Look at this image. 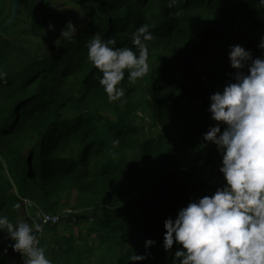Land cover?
<instances>
[{
	"label": "trees",
	"instance_id": "obj_1",
	"mask_svg": "<svg viewBox=\"0 0 264 264\" xmlns=\"http://www.w3.org/2000/svg\"><path fill=\"white\" fill-rule=\"evenodd\" d=\"M17 1L27 12L30 31L53 38L40 55H33V45L23 49L7 38L1 0L0 70L7 72V83L0 82V142L16 145L0 151V215L17 223V200L6 195L11 183L17 184L18 200L50 214L60 213L74 193L76 207L92 217L90 231L98 233L101 244L120 250L114 264H131L129 257L144 253L149 238L157 242L148 250L153 257L136 264H171L162 247L164 220L175 218L190 198L210 195L223 183L221 157L215 145L202 140L215 123L208 98L234 72L230 45L250 49L254 58L262 55L257 45L264 34V5L179 0L168 8V0H70L86 7L93 20L67 39L61 37L64 14L42 13L37 0ZM143 24L154 25V39L146 42L150 72L134 84L126 73L121 83L126 103H110L87 46L100 33L115 39L116 47L134 48L130 34ZM150 119L155 131L148 134ZM210 170L219 180L208 178ZM70 223L66 219L65 226ZM44 230L48 235L39 246L46 247L53 264H64L56 226ZM5 237L0 232V253L10 243ZM13 256L23 261L9 247L0 264Z\"/></svg>",
	"mask_w": 264,
	"mask_h": 264
},
{
	"label": "clouds",
	"instance_id": "obj_2",
	"mask_svg": "<svg viewBox=\"0 0 264 264\" xmlns=\"http://www.w3.org/2000/svg\"><path fill=\"white\" fill-rule=\"evenodd\" d=\"M178 2L168 0L167 7ZM259 3L264 5V0ZM152 27L143 24L131 32L134 48L116 47L115 39L93 34L87 56L102 74L99 84L110 103H126L121 86L126 73L133 84L149 74L146 42L154 39ZM48 29L54 26L49 24ZM76 34L72 21L61 30V37L67 39ZM257 47L264 50V34ZM228 59L234 72L227 74L230 80L222 90L210 94L207 112L215 123L202 134L204 145H215L221 157L218 171L223 183L210 195L190 198L175 218L164 220L162 247L171 264H264V51L254 58L250 49L234 44L229 46ZM6 77L7 72L0 70V82L7 83ZM112 143L118 145L119 140ZM0 232L10 241L0 256H7L11 247L23 264H53L46 247L39 246L41 223H13L0 215ZM156 243L146 239L145 252L130 256L129 262L151 259L148 250Z\"/></svg>",
	"mask_w": 264,
	"mask_h": 264
},
{
	"label": "rangeland",
	"instance_id": "obj_3",
	"mask_svg": "<svg viewBox=\"0 0 264 264\" xmlns=\"http://www.w3.org/2000/svg\"><path fill=\"white\" fill-rule=\"evenodd\" d=\"M5 7V19L6 22L9 20L11 15L12 6L10 5V0H4ZM1 3V0H0ZM37 4L42 7V13H61L66 16V24L68 21H72L77 27V34H81L82 31L86 30L93 20V16L90 14L86 7L80 4H75L70 0H37ZM105 16L99 14L98 26L100 27L103 23ZM8 27V32L6 37L12 39V41H18L22 43V48L26 49L28 45H33L34 54L40 55L47 52L50 47L48 41L53 37L50 35H41L37 33H32L30 31V20L27 16V12L23 8H19L18 16L16 20ZM75 36V37H76ZM145 115L142 113H137V118L139 120L144 119ZM155 131L154 122L152 119L147 121V126L145 132L148 134ZM16 145L15 142H10L8 145H4L0 142V151L8 150V148H13ZM2 159V158H1ZM3 166L5 162L2 159ZM213 171L207 172L208 178L213 181L215 180L216 174L212 175ZM6 180H10V177L4 172ZM217 180H219L217 178ZM11 182V181H10ZM13 186L12 191L6 193V195L16 201L15 204H19V208H14V213L17 217V222L23 220L26 221L30 217H35L41 208L35 207L31 202L24 203L23 200H18L19 193L16 191L17 184L11 183ZM76 195L73 193L71 197L66 201H63L61 206V213L67 211L75 212L76 220L71 222L68 227L65 226L66 219L62 220L59 224L55 225L57 228V233L55 234V240L59 246V253L61 257V262L64 264H114L117 260L120 250L116 246H111L107 244H101L98 233L91 232L90 228L93 226L92 218L89 214H84L81 209L76 207ZM30 203V204H29ZM44 211V210H43ZM46 212V211H45ZM78 222L77 224H75ZM46 235L42 234L41 240L45 238ZM54 238V235L52 236ZM8 260V261H7ZM4 264H23L19 258L9 257Z\"/></svg>",
	"mask_w": 264,
	"mask_h": 264
},
{
	"label": "built area",
	"instance_id": "obj_4",
	"mask_svg": "<svg viewBox=\"0 0 264 264\" xmlns=\"http://www.w3.org/2000/svg\"><path fill=\"white\" fill-rule=\"evenodd\" d=\"M24 203L27 204L28 201H24ZM75 214L76 213L73 211H67L64 214L61 212L58 214H50V213H47L43 210H39V212L36 214L35 217H30L28 220H26V222H28L30 224L33 222L41 223L43 226V232H44L45 227L55 226V225L59 224L63 219H69L71 222H74L76 220ZM43 232L37 233V238H38L39 242H40V239H41Z\"/></svg>",
	"mask_w": 264,
	"mask_h": 264
},
{
	"label": "water",
	"instance_id": "obj_5",
	"mask_svg": "<svg viewBox=\"0 0 264 264\" xmlns=\"http://www.w3.org/2000/svg\"><path fill=\"white\" fill-rule=\"evenodd\" d=\"M18 12H19L18 1L17 0H13L10 18L3 25V27H7V26L11 25L16 20V18L18 16Z\"/></svg>",
	"mask_w": 264,
	"mask_h": 264
},
{
	"label": "crops",
	"instance_id": "obj_6",
	"mask_svg": "<svg viewBox=\"0 0 264 264\" xmlns=\"http://www.w3.org/2000/svg\"><path fill=\"white\" fill-rule=\"evenodd\" d=\"M43 234H45L46 236L48 235V233L46 232V230H44ZM50 236H53V234H50ZM40 241H41V239H40Z\"/></svg>",
	"mask_w": 264,
	"mask_h": 264
}]
</instances>
